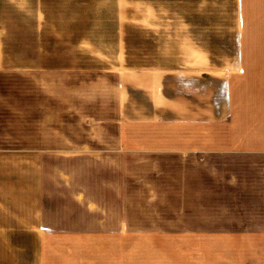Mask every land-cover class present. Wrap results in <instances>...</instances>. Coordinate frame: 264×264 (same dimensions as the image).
Instances as JSON below:
<instances>
[{
	"label": "crops",
	"instance_id": "1",
	"mask_svg": "<svg viewBox=\"0 0 264 264\" xmlns=\"http://www.w3.org/2000/svg\"><path fill=\"white\" fill-rule=\"evenodd\" d=\"M6 71L0 264H264V0H0Z\"/></svg>",
	"mask_w": 264,
	"mask_h": 264
},
{
	"label": "rangeland",
	"instance_id": "2",
	"mask_svg": "<svg viewBox=\"0 0 264 264\" xmlns=\"http://www.w3.org/2000/svg\"><path fill=\"white\" fill-rule=\"evenodd\" d=\"M66 14H71L70 13V9L67 8H61L60 5L56 4V2L54 1V7L52 8V16H53V24H52V32L54 35V41H56V37H60L62 33L68 35L70 34V32L72 31V27L73 25L68 24V23H61V16L66 15ZM53 57L54 59L52 60L53 63H62L64 60L67 63H70L73 60H76L78 58H76V49H73L72 52L69 53V56H65V58L62 57L61 55V49H60V43L59 41L57 43H54V51H53ZM87 58V57H86ZM84 60V59H82ZM76 62V61H75ZM85 62H90V61H86ZM0 78H2L5 83L6 86H11L13 80L15 78H21V79H28L29 77H27V74L25 76L23 75H17L16 77L14 76L12 71H6L4 74L0 75ZM49 78V77H48ZM50 78H53L54 80V88H53V94L54 95H59L60 94V88L57 87L59 86V81L62 79V75L60 72H54L52 73V75H50ZM65 79L66 78L65 76ZM57 83V84H56ZM13 89L12 88H5V119L3 121H0V123H4V127L1 129L0 128V146L5 147V148H13L16 147L18 143H22V142H28V136H19V135H15V124H16V120L13 119V113L11 112L12 108H13ZM138 254L135 253V249H134V255Z\"/></svg>",
	"mask_w": 264,
	"mask_h": 264
}]
</instances>
